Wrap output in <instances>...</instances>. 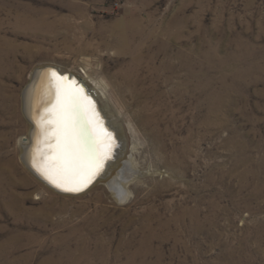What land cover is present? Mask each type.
<instances>
[{
	"label": "rangeland",
	"instance_id": "374dc122",
	"mask_svg": "<svg viewBox=\"0 0 264 264\" xmlns=\"http://www.w3.org/2000/svg\"><path fill=\"white\" fill-rule=\"evenodd\" d=\"M45 65L112 87L114 162L139 148L126 200L59 193L24 163ZM0 264H264V0H0Z\"/></svg>",
	"mask_w": 264,
	"mask_h": 264
},
{
	"label": "bare ground",
	"instance_id": "6f19581e",
	"mask_svg": "<svg viewBox=\"0 0 264 264\" xmlns=\"http://www.w3.org/2000/svg\"><path fill=\"white\" fill-rule=\"evenodd\" d=\"M52 67L54 66L45 65L36 68L32 72L31 80L29 81L28 86L24 93V97H25L24 103L26 106L28 117L31 122L30 123L31 132L29 133L28 137L24 138L25 141H22V145L25 146L23 147L24 156H22V158L24 160V163L26 162L27 166L30 168L31 172L44 184H46V186H48L49 188L63 194L78 195L79 193L78 194L66 193L64 191H61L60 189L65 190L66 187L76 186L77 184L81 183L80 178L77 177L74 179L73 178L66 179L56 172L58 164L54 160V157L57 155V143H58V134H57V127H58L57 110L59 108L58 90L60 92V100L62 101L63 94L66 91H68V86L66 85L64 79H62L59 75H58V77L60 78L59 81H57L56 78H53L51 75H48L49 74L48 72H50L49 68ZM85 70L87 73V77L89 79L92 76L90 72L93 70L90 62L86 63ZM58 71L61 74L68 73L60 69H58ZM70 74L79 77L81 82L84 83L87 89L98 101L99 110L101 111L102 115L107 119V125L109 126V128L115 131V136L117 139V145L114 148V154H112V159L108 162L105 169L100 167V169L97 170L100 172L99 177L88 190L93 189L96 185H98L101 182H106L108 186L114 191V194L117 193L118 195H122L121 198L124 199L125 197L124 200H126V198L128 197L126 196L128 187L133 183V181H135V178L140 179L142 174L141 172H139L140 170L139 171L137 170V167L135 165V157L139 149L138 144L137 142L134 144L132 148L131 156L129 158L126 157L125 160L123 159V155H124V151H123L122 155L117 158L116 162H114L118 145L122 142L126 143V135H125L126 128L124 127V125L121 124V122L113 119V116L114 115L118 116V114L111 109V105L109 101L104 102L103 100V95L107 96L109 90H112V87L105 79L98 81L92 79L91 81L93 83H90L82 75L80 76L75 73H70ZM117 90L119 91L120 94L123 95L126 93L130 94L132 98L135 99V102L137 104L141 99V93L139 90H137V86L134 83L119 86ZM50 104H51V106H49L50 108L47 107ZM43 109H45V112L43 116H41V112ZM89 115L92 114L91 113L88 114V119H90ZM133 115H134L133 118L136 121H139L140 124L146 127L148 130H150V125L156 122L155 117H157V114L155 112L154 113L151 112L150 109L147 108V106L140 107V109L138 111H135ZM41 117L42 120L47 119L46 123L41 121L40 119ZM84 117L87 120L86 114H84ZM93 119L94 121H96L97 124L98 123L97 120H95V118ZM132 124H133L132 122H128L129 132L134 135L135 128L133 127L134 124L133 125ZM90 125L91 127H94L93 124ZM42 135L44 139L47 136L48 140L47 139L46 140L48 143H50L47 151L46 152L43 151V154L46 155L45 158L42 157V149H41ZM149 135L156 142L162 140L161 137H159V135L156 133L149 132ZM55 141L56 143L54 144L53 142ZM96 147L99 151V146L96 145ZM101 156L103 158V155ZM130 174H133L134 178L129 179L127 176L130 177ZM50 175L56 180L55 183L52 182V179L49 178ZM92 178L93 181L96 177H92ZM89 181H91V179ZM57 183H59L61 186L58 187Z\"/></svg>",
	"mask_w": 264,
	"mask_h": 264
},
{
	"label": "snow or ice",
	"instance_id": "6c2138e0",
	"mask_svg": "<svg viewBox=\"0 0 264 264\" xmlns=\"http://www.w3.org/2000/svg\"><path fill=\"white\" fill-rule=\"evenodd\" d=\"M51 76L60 80L55 71ZM66 79V78H65ZM82 90H70L63 94L60 100L58 90L59 108L57 110V155L54 160L58 167L56 172L64 178L79 177L81 183L74 187H66L67 191H78L80 187L92 178L95 172L103 166V158L98 151L97 141L93 140L88 128L75 118L82 111L80 92ZM52 182L56 180L50 175ZM57 186H61L57 183Z\"/></svg>",
	"mask_w": 264,
	"mask_h": 264
},
{
	"label": "water",
	"instance_id": "95a60500",
	"mask_svg": "<svg viewBox=\"0 0 264 264\" xmlns=\"http://www.w3.org/2000/svg\"><path fill=\"white\" fill-rule=\"evenodd\" d=\"M50 72H48V75H51L52 71H55L64 81L66 82V85L68 86V91L70 90H82L80 92L81 96V103H82V111L76 116V119L80 122V124L86 126L88 128L89 134L92 137L93 140L97 141V144L99 146V152L101 155H103V166L101 168L105 169L108 162L112 159V154H114V148L117 145V139L115 136V131L107 125V119L102 115L101 111L99 110L98 101L94 98V96L91 94V92L87 89V87L84 85L83 82H81L80 78L71 75L70 73H59L57 68H49ZM66 78V79H65ZM51 106L48 105L47 107ZM50 108V107H49ZM47 110V109H46ZM45 112V109L42 110L41 116H43ZM90 119H88V114ZM84 114H86L87 120L84 117ZM97 120L94 121V119ZM41 121L46 123L47 119L42 120V117L40 118ZM93 124L94 127H91L90 124ZM98 126V127H96ZM47 136L45 139L43 138V135L41 136V149H42V157L45 158L46 155L43 154V151L46 152L48 149V146L50 143L47 142ZM46 140V141H45ZM104 143H103V142ZM54 144L56 143L53 142ZM52 144V143H51ZM100 169V168H99ZM99 171L95 172V174L92 177H96L93 181L91 178V181H89L85 186L79 188L78 191H67L64 189H60L61 191H64L66 193H72V194H80L82 192L87 191L93 183L98 179L99 177Z\"/></svg>",
	"mask_w": 264,
	"mask_h": 264
}]
</instances>
